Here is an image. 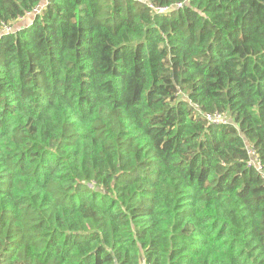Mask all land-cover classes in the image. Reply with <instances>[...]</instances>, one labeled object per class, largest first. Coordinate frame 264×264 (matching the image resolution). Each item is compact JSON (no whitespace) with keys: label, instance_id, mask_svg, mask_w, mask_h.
I'll return each instance as SVG.
<instances>
[{"label":"trees","instance_id":"obj_1","mask_svg":"<svg viewBox=\"0 0 264 264\" xmlns=\"http://www.w3.org/2000/svg\"><path fill=\"white\" fill-rule=\"evenodd\" d=\"M247 147L264 0H0V264H264Z\"/></svg>","mask_w":264,"mask_h":264},{"label":"built area","instance_id":"obj_2","mask_svg":"<svg viewBox=\"0 0 264 264\" xmlns=\"http://www.w3.org/2000/svg\"><path fill=\"white\" fill-rule=\"evenodd\" d=\"M157 10L161 12L167 10V8L162 7V8H157ZM6 29L9 30L10 28H6ZM202 115L205 117V119L208 122L214 124L228 123L230 121L229 116L221 112L203 113ZM247 153L249 155V160H248L249 165L253 166L264 178V172L262 170L259 160L255 155V151L251 147H247Z\"/></svg>","mask_w":264,"mask_h":264},{"label":"rangeland","instance_id":"obj_3","mask_svg":"<svg viewBox=\"0 0 264 264\" xmlns=\"http://www.w3.org/2000/svg\"><path fill=\"white\" fill-rule=\"evenodd\" d=\"M32 15H33V13H30L27 17H25V18H23V19H20V20L16 21V22L13 24V26H14V27H18V26H21V25H23V24H25V23H27V22H30V20L32 19ZM13 26H12V28H13Z\"/></svg>","mask_w":264,"mask_h":264}]
</instances>
